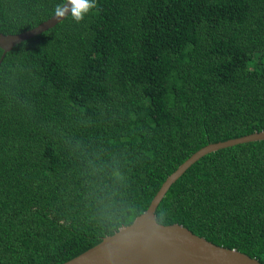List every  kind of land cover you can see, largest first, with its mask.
Listing matches in <instances>:
<instances>
[{
  "label": "trees",
  "instance_id": "obj_1",
  "mask_svg": "<svg viewBox=\"0 0 264 264\" xmlns=\"http://www.w3.org/2000/svg\"><path fill=\"white\" fill-rule=\"evenodd\" d=\"M66 1L0 0V33ZM96 4L0 64V264L71 260L195 152L264 131V0ZM155 219L264 264V140L198 159Z\"/></svg>",
  "mask_w": 264,
  "mask_h": 264
},
{
  "label": "water",
  "instance_id": "obj_2",
  "mask_svg": "<svg viewBox=\"0 0 264 264\" xmlns=\"http://www.w3.org/2000/svg\"><path fill=\"white\" fill-rule=\"evenodd\" d=\"M64 5L71 9L67 1ZM65 17L57 18L53 15L36 27L18 34L0 33L2 50L0 64L5 54L16 45L53 28ZM262 140L264 131L201 148L167 177L146 211L137 216L130 225L120 228L111 236L104 237L95 246L63 264H261L243 253L215 245L196 236L181 225L165 226L157 223L155 211L170 186L205 154Z\"/></svg>",
  "mask_w": 264,
  "mask_h": 264
},
{
  "label": "clouds",
  "instance_id": "obj_3",
  "mask_svg": "<svg viewBox=\"0 0 264 264\" xmlns=\"http://www.w3.org/2000/svg\"><path fill=\"white\" fill-rule=\"evenodd\" d=\"M67 4L71 5L70 10L67 7H65V5L58 4L54 9V15L57 18H63L70 11L71 18L76 23L81 22L84 19L85 15L91 9L97 7L96 0H67Z\"/></svg>",
  "mask_w": 264,
  "mask_h": 264
}]
</instances>
